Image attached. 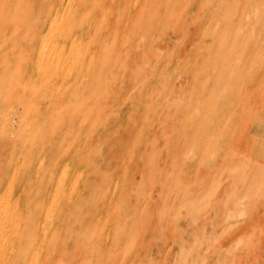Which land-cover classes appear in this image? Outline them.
<instances>
[{
	"label": "rangeland",
	"instance_id": "374dc122",
	"mask_svg": "<svg viewBox=\"0 0 264 264\" xmlns=\"http://www.w3.org/2000/svg\"><path fill=\"white\" fill-rule=\"evenodd\" d=\"M0 264H264V0H0Z\"/></svg>",
	"mask_w": 264,
	"mask_h": 264
},
{
	"label": "crops",
	"instance_id": "0c3cea01",
	"mask_svg": "<svg viewBox=\"0 0 264 264\" xmlns=\"http://www.w3.org/2000/svg\"><path fill=\"white\" fill-rule=\"evenodd\" d=\"M160 45V44H159ZM158 45H156V47H157ZM31 49H32V51H34V46H32L31 47ZM203 49H205L207 52H208V54L210 53V52H212V46L211 45H204L203 46ZM38 54H37V58H36V60H35V68H37V70H38V73L36 74V76H38V78H40V74H39V70L41 71V69H45L46 68V65H47V61L46 60H48V56L44 53V50H43V48H39V50H38V52H37ZM131 53L133 54L134 52L133 51H131ZM144 54H146V52L144 51L143 52ZM141 54H142V51H141ZM133 58H132V60H134V59H136V58H134V56H132ZM144 60H146V58H144ZM138 61V60H137ZM34 67V62H31L29 65H28V67H27V72H28V78L29 79H32L33 77H34V75H35V73H33V69H35V68H33ZM148 70H147V68L145 67V71H144V74H143V76H142V78L143 77H148L147 78V81L146 82H149V81H151V79H152V77L154 76L152 73H148L147 72ZM136 77H134L133 79L131 78V80H138V79H135ZM243 78H244V73H243V75L241 76V77H238L237 79H235L234 81L236 82V85H238V88H239V91H238V93L237 94H235L234 92H229L226 96H227V98H231V97H235L234 99L235 100H239L238 99V96H239V92L241 91V84H242V82H243ZM153 79H155V77L153 78ZM48 166V165H47ZM47 168V167H46ZM47 170V169H46ZM47 173L48 172H45V177H46V175H47ZM50 181H52V177L50 178Z\"/></svg>",
	"mask_w": 264,
	"mask_h": 264
},
{
	"label": "bare ground",
	"instance_id": "6f19581e",
	"mask_svg": "<svg viewBox=\"0 0 264 264\" xmlns=\"http://www.w3.org/2000/svg\"><path fill=\"white\" fill-rule=\"evenodd\" d=\"M219 2V1H218ZM218 4V3H217ZM214 5V4H213ZM197 9V7H195ZM202 21V20H201ZM56 192V191H55ZM58 194V193H57ZM55 196V195H54ZM59 197V196H58ZM56 199V197H54ZM54 201V200H53ZM53 203V202H52ZM56 204V203H55ZM20 231V230H19Z\"/></svg>",
	"mask_w": 264,
	"mask_h": 264
}]
</instances>
